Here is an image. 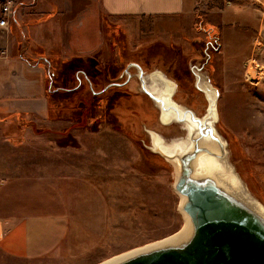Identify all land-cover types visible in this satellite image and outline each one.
Here are the masks:
<instances>
[{
  "label": "rangeland",
  "instance_id": "rangeland-1",
  "mask_svg": "<svg viewBox=\"0 0 264 264\" xmlns=\"http://www.w3.org/2000/svg\"><path fill=\"white\" fill-rule=\"evenodd\" d=\"M197 3L192 16H102L104 49L114 54L107 67L99 66L107 58L100 56L102 47L92 58L54 50V59L47 50V116L14 115L7 120L13 126L1 125L0 139L48 179H88L104 199L107 230L84 259L57 254L19 260L0 251V264H102L182 231L177 166L155 137L167 146L186 139L188 131L170 123L146 90L202 118L214 100L215 127L228 143L226 160L264 207V0ZM237 3L250 4L255 34L239 27L243 17L223 12ZM49 6L28 11L29 21L35 24L43 15L38 9L47 13ZM32 119L39 127H26ZM18 122L27 125L19 128Z\"/></svg>",
  "mask_w": 264,
  "mask_h": 264
},
{
  "label": "crops",
  "instance_id": "crops-1",
  "mask_svg": "<svg viewBox=\"0 0 264 264\" xmlns=\"http://www.w3.org/2000/svg\"><path fill=\"white\" fill-rule=\"evenodd\" d=\"M5 1L0 0V6ZM14 1V17L7 28H0V116H10L0 121V127L13 126L7 120L14 115L38 119L47 116V50H52L54 59L58 57L54 50L61 56L64 51L71 57L92 58L102 47L104 53L100 56L107 54V58L104 56L99 66H108L114 54L103 45L105 14L192 16L198 6L197 0ZM45 2L50 5L47 13L38 9L43 15H38L39 20L32 24L28 14ZM250 7L248 3H237L223 12L229 10L243 17L245 24L238 23L239 27L255 34L257 20L250 18ZM34 120L32 125L18 122V127H39ZM12 147L16 146L0 141V251L19 260L57 254L77 260L86 258L107 230L104 199L85 177L59 175L48 179L40 173L41 168L32 166Z\"/></svg>",
  "mask_w": 264,
  "mask_h": 264
},
{
  "label": "water",
  "instance_id": "water-1",
  "mask_svg": "<svg viewBox=\"0 0 264 264\" xmlns=\"http://www.w3.org/2000/svg\"><path fill=\"white\" fill-rule=\"evenodd\" d=\"M146 92L161 103L170 122L181 123L188 131V145L180 140L181 146L168 153L162 150V154L177 166L174 188L184 198L181 209L191 229L180 241L116 264H264V212L245 198L225 168L217 167L223 165L205 162H222L228 157L227 143L214 123L215 101L210 100L207 115L198 118L191 110L180 112Z\"/></svg>",
  "mask_w": 264,
  "mask_h": 264
},
{
  "label": "bare ground",
  "instance_id": "bare-ground-1",
  "mask_svg": "<svg viewBox=\"0 0 264 264\" xmlns=\"http://www.w3.org/2000/svg\"><path fill=\"white\" fill-rule=\"evenodd\" d=\"M150 93H152V94H154L151 90H148ZM165 95V94H164ZM158 96V95H156L157 96V98H159V99H162V100H168L169 101V103H170V105H167V106H172V105H174V106H176L179 110H180V112H183L184 110L186 111V110H191L194 114H195V116L196 117H198V118H202V117H199V115H197L196 114V112H195V110L194 109H192V108H190V107H184V106H182V105H180V104H176L173 100H170V98L168 97V98H166V96ZM165 97V98H164ZM134 102V101H133ZM166 102V101H165ZM172 104V105H171ZM152 115H153V113H151ZM151 114H149V115H151ZM169 115L170 116H174L173 115V112H169ZM166 120V119H165ZM168 120V119H167ZM171 123V122H170ZM169 124V123H168ZM170 126V125H169ZM167 134H168V132H167ZM170 137V136H169ZM164 138V137H163ZM155 139H156V142H157V145H160L161 147H163L162 148V150H164L165 152H169V150H171V148L173 147H177V146H181L182 144H181V141H186V139H184V140H179V141H174L173 143H171V144H168L167 146L165 145V143H163V142H158V139L155 137ZM224 140V139H223ZM225 141V140H224ZM226 143H227V141H226ZM189 144V142L188 141H186V143H185V146L186 145H188ZM184 146V147H185ZM228 150H229V148H228V143H227V152H228ZM205 162H209L210 164H212L213 166H215V164H221V165H223V166H217L218 168H220L219 170L220 171H222V167L223 168H225V171L226 172H228V175H230L233 179H234V184L237 186V188H239V190H241V192H242V194L245 196V198L247 199V200H249L250 201V203H252L254 206H256L260 211H262V212H264V207L260 204V203H258V201L257 200H255V198L254 197H252L251 195H253L252 193H250V192H248V190L247 189H245L244 188V186H243V184L238 180V178H237V176H235L233 173H234V171H233V169H232V167L230 166V164L231 163H228L227 162V160H224V161H213V160H206ZM183 197L181 196V201H180V203L182 204V202H183ZM184 218H185V226H184V228L182 229V231L181 232H179L178 234H176V235H174L173 237H171V238H169V239H167V240H165V241H161V242H158V243H155V244H152V245H149L148 247H145V248H142V249H139V250H137V251H133V252H131V253H127V254H124V255H122V256H119V257H116V258H114V259H112V260H109V261H107V262H104V263H102V264H116V263H118V262H120V261H122V260H124L125 258H127V257H130V256H133V255H135V254H137V253H140V252H144V251H146V250H150V249H154V248H157V247H160V246H163L164 244H167V243H172V242H176V241H180L181 239H183L184 238V236H185V233L187 232V230L189 231L191 228H190V225L191 224H189L190 223V220H189V218H188V216L186 215V214H184ZM188 225H189V227H188ZM187 235V234H186Z\"/></svg>",
  "mask_w": 264,
  "mask_h": 264
},
{
  "label": "built area",
  "instance_id": "built-area-1",
  "mask_svg": "<svg viewBox=\"0 0 264 264\" xmlns=\"http://www.w3.org/2000/svg\"><path fill=\"white\" fill-rule=\"evenodd\" d=\"M15 15V2L14 0L5 1L0 10V28H7L9 20Z\"/></svg>",
  "mask_w": 264,
  "mask_h": 264
},
{
  "label": "trees",
  "instance_id": "trees-1",
  "mask_svg": "<svg viewBox=\"0 0 264 264\" xmlns=\"http://www.w3.org/2000/svg\"><path fill=\"white\" fill-rule=\"evenodd\" d=\"M90 78V77H89Z\"/></svg>",
  "mask_w": 264,
  "mask_h": 264
}]
</instances>
